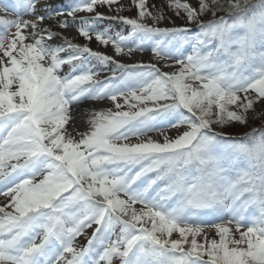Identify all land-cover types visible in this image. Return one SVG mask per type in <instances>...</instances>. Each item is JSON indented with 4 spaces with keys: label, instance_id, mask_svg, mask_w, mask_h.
<instances>
[{
    "label": "snow or ice",
    "instance_id": "obj_1",
    "mask_svg": "<svg viewBox=\"0 0 264 264\" xmlns=\"http://www.w3.org/2000/svg\"><path fill=\"white\" fill-rule=\"evenodd\" d=\"M130 5L0 6V264H264V125L217 130L264 116V0ZM105 100L76 129L81 102Z\"/></svg>",
    "mask_w": 264,
    "mask_h": 264
},
{
    "label": "rangeland",
    "instance_id": "obj_2",
    "mask_svg": "<svg viewBox=\"0 0 264 264\" xmlns=\"http://www.w3.org/2000/svg\"><path fill=\"white\" fill-rule=\"evenodd\" d=\"M74 2H75V0H38V7H39V11L41 13H43L44 10H45L44 6H50L48 8V11H52L53 9H55V10H61V11H66ZM120 2L124 4V10L122 12H120L119 14L120 15H123V16H127V17H135L137 10H136V8H135L134 5H130V0H120ZM193 2H195V0H193ZM224 2L226 3L227 0H224ZM253 2H255V0H253ZM9 3H1L0 6H4V5H7ZM148 3H149V5L154 4V3L155 4H160L161 3V0H148ZM163 3L164 4H167L168 3V0H163ZM99 10L105 12L106 14H108V9L107 8H103V9H99ZM167 14L169 16H171L172 15V11L169 9ZM0 15H5V13L0 12ZM6 15H7L8 18H14L15 17V12L11 8H9L8 11H7V13H6ZM79 15L85 16V15H88V14H86V13H80ZM70 19L71 18H69V20ZM184 24H185V21L184 20L177 19V18L173 17L172 20H165V21H163L160 26H162V27H164V26L172 27V26H181V25H184ZM98 26L100 28H110L113 31L119 30L121 28H124V26L120 25L119 22H117V21H111V20L100 21V22H98ZM69 29L74 30L76 32V38H75L74 42L81 43V44L86 43V41H84L83 38H80L78 36L75 27H72V28H69ZM64 30H67V29H64ZM124 30L127 31L126 28ZM90 46L94 50H104L94 40L91 42ZM186 48H188V46H186ZM188 49H190V48H188ZM141 61L142 62L153 61V55H152V53L150 51H146L143 54L137 53L134 56V58H132L128 62H130V63H136V62H141ZM163 63H165V62H161V64H163ZM167 63L171 64L172 62L171 61H168ZM158 66H160V65H158ZM178 67H179L178 65H176L174 67H165L162 70L163 71H169V72H171V71L174 70V68H178ZM70 70H71L70 69V66L65 65L62 68L61 74L62 75L67 74ZM88 102L91 103V101H85V103H88ZM82 103H84V102H81V104ZM92 103L93 104H95V103L102 104L103 107L100 108V109H103V108H113L114 109V105L110 101H107V100L102 101V102H92ZM120 103L123 104V100H121ZM123 110H125V111L128 110V106L125 105ZM88 113H89V110L87 111L84 106L83 107H80L78 113L75 112V115H76L75 127H76V129L77 128H81V123L80 122H82L85 118H87L86 120H88ZM258 114H259V112H258ZM86 129L88 130V127ZM179 131L182 132L183 129H180ZM153 133H157V132H153ZM167 134L170 137L175 138L179 133L175 129H170ZM154 137H158L159 139H163V137L161 135H159V133L158 134H153V136H152V138L154 140H158V139H155ZM77 138H79V137H77ZM4 203H6V198L3 197V196H0V205H3ZM138 205H140V204H138ZM135 207L137 209H139L136 205H135ZM140 207H141V205H140ZM230 227H232L233 230L235 228L234 225H231ZM93 229H95V225H93L90 228H86L84 230V233L85 232H87V233L89 232L90 233ZM205 231L207 232V234H208V236L210 238L215 237V230L214 229H212V228H206ZM84 233H83V235H84ZM81 237H82V235L79 236V237H77V239L75 241V243L78 244V247H79V245H81L84 242L83 241L84 238L81 239ZM172 238H178V234L174 233Z\"/></svg>",
    "mask_w": 264,
    "mask_h": 264
},
{
    "label": "trees",
    "instance_id": "obj_3",
    "mask_svg": "<svg viewBox=\"0 0 264 264\" xmlns=\"http://www.w3.org/2000/svg\"><path fill=\"white\" fill-rule=\"evenodd\" d=\"M218 15H224V13H218ZM211 17H206L205 19H210ZM186 48V46H185ZM262 125H264V116L258 114H255L253 116H250L249 117V123L248 125H241V124H238V123H235L233 125H228V126H225L224 129H217L218 131H224L227 135H230V136H233V137H236V138H241L243 137V135L246 133V132H250L252 128H259L261 127ZM153 134H158V133H150L151 136H153ZM155 139H158V141H161L163 139H159L158 137H154ZM135 142V141H133ZM151 175V174H150ZM138 208H141L140 205H136ZM244 230V229H242ZM199 239V238H198Z\"/></svg>",
    "mask_w": 264,
    "mask_h": 264
},
{
    "label": "bare ground",
    "instance_id": "obj_4",
    "mask_svg": "<svg viewBox=\"0 0 264 264\" xmlns=\"http://www.w3.org/2000/svg\"><path fill=\"white\" fill-rule=\"evenodd\" d=\"M38 9H39V7H38ZM25 18H28V17L26 16ZM61 31L63 32V34H64L65 36L69 37V38L72 39L73 41L75 40V38H76V32H75L74 30L67 29V30H61ZM186 49H188V48H186ZM83 106L86 108L87 111L90 110V109H93V108L99 110L100 108L103 107V105L100 104V103H95V104H93L92 102H91V103H90V102H88V103H82V104L80 105V107H83ZM80 107L77 108V109H75V112H76V113L79 112ZM83 118H84V117H83ZM86 119H87V118H85L82 122H80V123H81V128H77V129H78L79 131H81V132L86 131V130H87V129H86L87 127L89 128V125H88ZM80 123H79V124H80Z\"/></svg>",
    "mask_w": 264,
    "mask_h": 264
}]
</instances>
